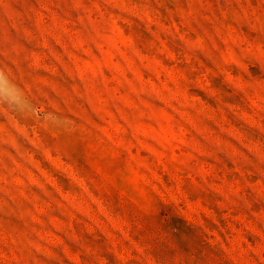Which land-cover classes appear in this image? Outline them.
<instances>
[{
	"label": "rangeland",
	"instance_id": "rangeland-1",
	"mask_svg": "<svg viewBox=\"0 0 264 264\" xmlns=\"http://www.w3.org/2000/svg\"><path fill=\"white\" fill-rule=\"evenodd\" d=\"M0 264H264V0H0Z\"/></svg>",
	"mask_w": 264,
	"mask_h": 264
}]
</instances>
